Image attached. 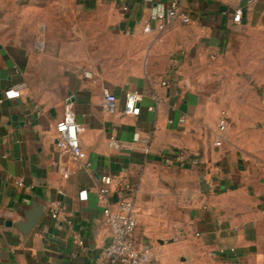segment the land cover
<instances>
[{"label":"crops","instance_id":"crops-1","mask_svg":"<svg viewBox=\"0 0 264 264\" xmlns=\"http://www.w3.org/2000/svg\"><path fill=\"white\" fill-rule=\"evenodd\" d=\"M169 1L0 0V264H101L102 176L112 208L136 189L150 264H264V97L249 84L205 95L182 78L243 28L264 30V0H182L190 23L145 34L151 7ZM127 91L142 95L138 115L123 112ZM67 113L85 157L62 183L52 161Z\"/></svg>","mask_w":264,"mask_h":264},{"label":"built area","instance_id":"built-area-1","mask_svg":"<svg viewBox=\"0 0 264 264\" xmlns=\"http://www.w3.org/2000/svg\"><path fill=\"white\" fill-rule=\"evenodd\" d=\"M242 9H237L232 16L235 23H240ZM190 13L183 7L182 0H170L166 5L157 4L151 7L150 13L141 22L142 31L145 34L165 31L173 23L188 24L191 22ZM165 84V82L163 83ZM21 85H16L8 90V97L18 96ZM104 110L113 113L115 110L116 96L109 90H103ZM142 95L138 91H127L124 94L123 112L126 115H138L139 103ZM2 102V99L0 100ZM152 109V108H151ZM226 129V117L222 115L218 122V130L224 132ZM57 134L56 146L59 152V159L52 161L60 180L64 183L71 175V162H79L85 157L79 137L84 133V129L75 120L72 113H67L55 125ZM216 145H220L217 140ZM175 162H183L181 156L175 157ZM104 185L96 192L99 202L104 204L102 214L104 221L110 230V241L101 251V264H150L153 259L151 247L136 236V217L134 210V196L136 189L129 184L124 186L125 195L112 208L108 202L110 189L108 176L101 177ZM15 183L22 186V179H15ZM61 192V191H60ZM58 209L50 210V217H58Z\"/></svg>","mask_w":264,"mask_h":264},{"label":"rangeland","instance_id":"rangeland-1","mask_svg":"<svg viewBox=\"0 0 264 264\" xmlns=\"http://www.w3.org/2000/svg\"><path fill=\"white\" fill-rule=\"evenodd\" d=\"M223 58L192 69L184 77L205 95L228 96L230 85H253L264 97V30L242 29L236 34ZM215 89V91H213ZM234 89V88H233Z\"/></svg>","mask_w":264,"mask_h":264},{"label":"water","instance_id":"water-1","mask_svg":"<svg viewBox=\"0 0 264 264\" xmlns=\"http://www.w3.org/2000/svg\"><path fill=\"white\" fill-rule=\"evenodd\" d=\"M7 224H10L9 222Z\"/></svg>","mask_w":264,"mask_h":264}]
</instances>
